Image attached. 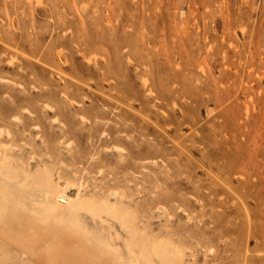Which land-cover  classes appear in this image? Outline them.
<instances>
[{"label": "rangeland", "instance_id": "rangeland-1", "mask_svg": "<svg viewBox=\"0 0 264 264\" xmlns=\"http://www.w3.org/2000/svg\"><path fill=\"white\" fill-rule=\"evenodd\" d=\"M0 146L14 230L32 178L128 209L79 213L123 257L264 264V0H0Z\"/></svg>", "mask_w": 264, "mask_h": 264}, {"label": "bare ground", "instance_id": "bare-ground-1", "mask_svg": "<svg viewBox=\"0 0 264 264\" xmlns=\"http://www.w3.org/2000/svg\"><path fill=\"white\" fill-rule=\"evenodd\" d=\"M18 118L17 120H21ZM2 147L5 149L6 146ZM6 165L0 159V171ZM30 182L44 202L40 205L41 211H34L21 229H12L5 217L4 205L0 202V264H172L174 256L180 254L179 247H176L179 252L171 253L168 243L165 244L162 240V243H158L152 236H144L141 244L131 242L128 233L129 240L126 239L128 245H125L127 256L123 257L115 246L116 239L117 241L120 239L119 236L115 239L109 231L102 234L91 232L80 223L79 213L89 215L96 225H102L103 221H106L104 217L115 222L114 219L118 216L124 221L121 222L126 224L128 209H119L117 205L109 202L71 200L64 194V189L62 192L50 182L41 183L32 178ZM79 192L80 190L77 196ZM129 216L135 219L131 214ZM121 222H118V226L125 229ZM135 227L131 230L134 233L133 237L140 233Z\"/></svg>", "mask_w": 264, "mask_h": 264}]
</instances>
